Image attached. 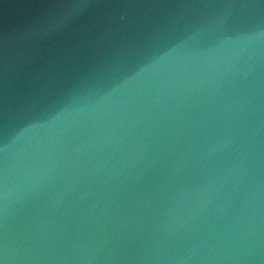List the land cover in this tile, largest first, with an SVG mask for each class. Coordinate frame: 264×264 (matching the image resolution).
Segmentation results:
<instances>
[{"label": "water", "instance_id": "1", "mask_svg": "<svg viewBox=\"0 0 264 264\" xmlns=\"http://www.w3.org/2000/svg\"><path fill=\"white\" fill-rule=\"evenodd\" d=\"M0 264H264V0H0Z\"/></svg>", "mask_w": 264, "mask_h": 264}]
</instances>
